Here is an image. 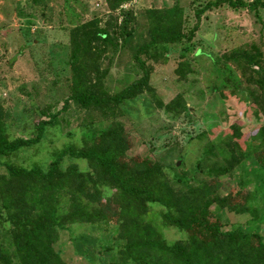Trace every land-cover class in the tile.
<instances>
[{
    "label": "trees",
    "instance_id": "trees-1",
    "mask_svg": "<svg viewBox=\"0 0 264 264\" xmlns=\"http://www.w3.org/2000/svg\"><path fill=\"white\" fill-rule=\"evenodd\" d=\"M105 1L114 13L131 0ZM224 6L257 14L259 8L264 9V2L211 0L195 10L196 23L189 30L179 3L171 8L149 9V38L132 57L142 76L115 95L106 88L108 70L103 68L108 48L116 46L115 34L101 28L98 21L80 25L71 33V96L62 110L47 121H38L31 137L11 140L0 106V167L4 169L0 175V227L12 238L18 264H65L56 250L60 232L75 224L100 221L113 224L121 242L110 264H264V236L256 228L226 231L222 224L203 218L206 204L213 201L223 210L227 207L235 213L254 212L248 200L229 204L230 197L216 202L215 197L221 180L251 159L256 162L254 170L264 177V125L245 137L241 126L233 125L222 132L215 126L210 139L216 131L220 133L208 141L189 174L178 173V166L166 171L163 165L149 160L126 163L131 149L129 137L117 124L100 132L87 127L82 145L66 146L47 169L39 164L28 168L3 160L40 146L71 103L108 117L124 104H138L147 94L167 114L185 115L189 108L183 95L167 104L157 97L152 85L153 65L169 63L175 53V74L187 79L193 72L192 65L185 53L175 52L173 46L191 44L205 14ZM129 19L125 13L124 21ZM223 60L239 71L243 81L234 84L232 97L250 104L255 117L264 121L263 49L256 45L235 49ZM67 159L74 162L66 166ZM77 161H85L88 170H81ZM199 176L203 179H197ZM245 181L241 187H247ZM104 188L114 191L120 201L116 217H108L101 207ZM167 228L177 229L185 238L168 242L163 234ZM13 260L0 245V264H13Z\"/></svg>",
    "mask_w": 264,
    "mask_h": 264
},
{
    "label": "rangeland",
    "instance_id": "rangeland-1",
    "mask_svg": "<svg viewBox=\"0 0 264 264\" xmlns=\"http://www.w3.org/2000/svg\"><path fill=\"white\" fill-rule=\"evenodd\" d=\"M209 1L135 0L130 9L120 8L113 13L105 0H0V106L10 139L31 137L38 121H47L61 111L71 96V33L76 27L98 21L101 28L115 34L116 46H110L103 59V68L108 70L106 88L115 95L142 76L132 57L149 38L147 11L171 8L179 3L189 30L196 23L195 10ZM125 13L130 17L128 22L124 21ZM263 43V8L257 14L227 6L208 12L191 44L173 46L175 52L185 53L192 65L193 72L187 79L175 74V53L169 63L153 65L152 85L157 97L167 104L177 95H183L189 108L185 115L167 114L147 94L140 97L138 104H124L108 117L71 103L40 146L3 160L28 168L39 164L47 169L52 158L66 146L82 145V133L87 127L100 132L117 124L125 128L129 137L131 149L126 163L149 160L170 171L169 168L181 162L177 172L192 173L208 141L220 132L238 125L245 137L264 125L262 118L255 117L250 104L230 94L234 84L243 81L239 71L223 60L231 51L252 45L264 51ZM215 126H219L220 132L216 131L210 139ZM73 162L67 159L65 165ZM76 163L81 170H88L85 161ZM255 164V159H251L222 179L215 197V202L230 197L229 204L248 200L250 209L255 207L254 212L235 213L227 207L223 210L213 201L209 203L214 204L211 207L206 204L204 219L208 217L222 224L226 231L256 228L264 236V177L254 170ZM3 173L0 167V175ZM245 180L247 187H241ZM119 204L114 191L104 188L101 207L105 214L110 218L119 215ZM163 234L170 243L185 238L175 228H167ZM120 243L116 227L100 221L75 224L61 231L56 250L65 264H110L118 254ZM0 245L3 252L13 257V264H18L12 238L1 227Z\"/></svg>",
    "mask_w": 264,
    "mask_h": 264
},
{
    "label": "built area",
    "instance_id": "built-area-1",
    "mask_svg": "<svg viewBox=\"0 0 264 264\" xmlns=\"http://www.w3.org/2000/svg\"><path fill=\"white\" fill-rule=\"evenodd\" d=\"M134 2H135V0H131L130 2L122 5L121 9H123V10L130 9L133 6Z\"/></svg>",
    "mask_w": 264,
    "mask_h": 264
},
{
    "label": "water",
    "instance_id": "water-1",
    "mask_svg": "<svg viewBox=\"0 0 264 264\" xmlns=\"http://www.w3.org/2000/svg\"><path fill=\"white\" fill-rule=\"evenodd\" d=\"M181 165V162H178L177 166L179 167Z\"/></svg>",
    "mask_w": 264,
    "mask_h": 264
}]
</instances>
